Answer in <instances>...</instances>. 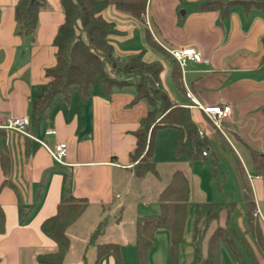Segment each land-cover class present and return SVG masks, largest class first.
Returning a JSON list of instances; mask_svg holds the SVG:
<instances>
[{
  "label": "crops",
  "instance_id": "1",
  "mask_svg": "<svg viewBox=\"0 0 264 264\" xmlns=\"http://www.w3.org/2000/svg\"><path fill=\"white\" fill-rule=\"evenodd\" d=\"M17 1L0 0V205L6 215L5 231L0 233V264H42L38 256L55 251L56 242L42 231L41 224L69 194L87 197L89 206L68 228L71 247L65 264L95 263L96 245L89 243V237L105 217L106 228L96 242L119 243V250L111 251L99 264H136V220L140 215L152 213L136 214L127 222L122 216L111 223L109 218L111 210L120 206L116 198L122 197L115 190L124 187L130 191L132 181L137 178L131 158L137 142L134 131L148 113L149 104L144 100L133 102L136 87L134 90L132 84L116 88L111 97L105 96L102 89L94 90V85L88 98H82L78 90H73L69 99L57 98L47 117L39 121L37 132H33L32 124L30 130L51 146L58 141L67 142L65 164L57 163L39 140L2 128L10 115L29 116L33 121V101L48 81L45 68L56 62L53 41L65 20L61 1L46 0L47 5L39 12L35 40L31 42L17 32ZM203 1L148 0L143 19L109 5L104 15L120 30L110 40L120 58L144 49L147 61L162 62L163 85L176 103H191L187 96L190 90L203 104L231 106L232 116L220 120L222 130L200 108L190 109L202 137L209 141V155L204 158L211 156L217 160V153H228L223 142L228 143L243 168L242 178L237 181L240 204L245 210L246 172L264 219V199L262 202L257 195L259 186L255 182L257 179L263 183V178L254 173L252 161L253 149L264 152V69L260 67L264 54V10L247 11L235 4L230 14L223 17L218 9L200 7ZM181 46L196 47L208 62L188 60L184 68L179 65L182 76L179 88L171 76L175 59L170 49ZM46 128H54L56 133L46 134ZM227 131L239 148L233 145ZM177 135L168 132L169 146H176ZM4 148L10 156L8 173L1 160ZM156 156L155 151L154 159ZM243 157L249 160L253 174L248 172ZM91 207L96 208L92 219H88L85 215ZM156 210L154 213L160 211L159 202ZM220 216L225 217L222 221L225 225L226 212ZM188 219L179 264H190L193 259L194 220L188 226ZM124 224H129L130 234L125 235ZM239 228L233 227L260 261L261 253L246 232L247 222ZM109 232L113 233L112 239L101 241ZM75 241L82 243L80 249L76 250ZM127 251L135 258L134 262H126ZM168 254L169 233L158 231L149 264H168Z\"/></svg>",
  "mask_w": 264,
  "mask_h": 264
},
{
  "label": "trees",
  "instance_id": "2",
  "mask_svg": "<svg viewBox=\"0 0 264 264\" xmlns=\"http://www.w3.org/2000/svg\"><path fill=\"white\" fill-rule=\"evenodd\" d=\"M65 14L64 22L59 26L53 44L56 48V62L45 68L47 83L41 94L33 101V132H37L38 123L47 117L57 98L69 99L76 88L82 98H88L92 87L101 85L105 96L111 97L116 88L135 84L133 102L144 100L149 104L148 113L141 118L138 129L134 131L137 142L131 152L135 162L134 173L143 177L148 173L159 176L157 162L154 159L156 135L160 129L178 130L175 153L186 157L193 163L196 159L208 156L209 141L202 137L198 124L192 117L188 105L176 103L164 87L160 61H147L144 49L120 58L110 36L120 33L116 23L104 15V10L113 5L119 10L143 19L148 0H60ZM239 4L245 10L260 8L264 10V0H204L200 7L218 9L223 17L230 14L231 8ZM47 5L46 0H18L15 7L17 32L34 42L39 25V12ZM264 46V37L262 38ZM175 59V58H174ZM260 67L264 69V54ZM171 76L181 88L182 76L178 61L175 59ZM30 128V127H29ZM207 150V155L203 151ZM4 171L8 173L10 156L6 148L1 151ZM216 159H213L216 164ZM253 171L263 178L264 191V152L252 150ZM245 180L246 232L254 240L264 260V222L257 210L253 186L248 174ZM1 189V187H0ZM192 194L189 177L183 169L173 171L168 184L158 196V213L138 216L135 224L136 264H149V253L155 244L158 231L169 233L168 264H179L180 245L184 241L188 219V203ZM89 199L69 194L57 205L56 212L44 219L42 231L56 242L52 252L40 254L42 264H65V257L71 247L68 228L87 210ZM237 201L225 199L210 202H197L194 205V223L191 245L193 259L190 264H221V245L227 243L238 264H261L251 253L244 238L231 226ZM226 212L225 225L215 224L222 212ZM105 217L93 230L89 243L96 245V260H100L111 251L118 252L119 243H97L98 237L106 228ZM6 215L0 205V233L5 231Z\"/></svg>",
  "mask_w": 264,
  "mask_h": 264
},
{
  "label": "rangeland",
  "instance_id": "3",
  "mask_svg": "<svg viewBox=\"0 0 264 264\" xmlns=\"http://www.w3.org/2000/svg\"><path fill=\"white\" fill-rule=\"evenodd\" d=\"M132 88L135 90V84H132ZM74 90H77L76 88ZM94 90H101V85L96 84ZM226 129L225 126H223ZM160 129L159 134L156 135L157 150L156 153L158 156L155 157L157 161L159 176H156L153 173H148L142 178L135 177L132 181L131 190H126L124 187H120L115 190V194L118 192L122 195L120 198H116V203L120 204L119 208H113L110 212V223L115 218L122 216L123 221H131L136 214L141 213H154L157 211L158 207V193L165 187L173 173L177 168L183 169L187 176L189 177L192 194L190 201L188 203V226L192 224L194 220V205L197 202H210L218 201L225 199H234L237 201V206L233 218L232 226L235 230H240V224H246V213L239 201V188L237 181L242 178L243 168L240 166L239 159L235 155L234 151L230 149V146L227 142H223L228 153H217V161L214 164L211 156L204 158H198L193 163L189 162L186 157L177 156L175 153V147L170 145L168 138V132H174L178 134V130L175 128H166ZM164 132L163 137L161 136ZM166 132V133H165ZM229 138L233 142V145L236 148H239V144L235 141L233 135L227 131ZM173 142V139L171 140ZM247 167L248 172L252 174V167L250 166L249 160L243 157ZM254 178V176H253ZM255 179V178H254ZM255 182L259 186L258 196L263 202V183L262 180L255 179ZM96 207H91L86 213V218L92 219ZM260 208V207H259ZM257 208L258 213L261 216V219L264 222V219ZM225 217H219L215 224L222 225V221ZM115 226H117L115 224ZM95 227V226H94ZM126 227L125 235L130 234L129 224L123 225ZM132 235V234H131ZM113 233L109 232L108 234L101 237V241L112 239ZM75 247L80 249L82 245L81 242L75 241ZM133 250V249H131ZM261 255V254H260ZM126 262L135 261L134 257H130L128 251L126 252ZM222 264H236L235 256L232 252V249L227 243L222 244V253H221ZM261 259V258H260ZM262 260V259H261ZM260 260L261 264L262 261ZM264 264V263H263Z\"/></svg>",
  "mask_w": 264,
  "mask_h": 264
},
{
  "label": "built area",
  "instance_id": "4",
  "mask_svg": "<svg viewBox=\"0 0 264 264\" xmlns=\"http://www.w3.org/2000/svg\"><path fill=\"white\" fill-rule=\"evenodd\" d=\"M170 52L182 68L186 66L188 60L205 63L208 62V59L203 56L202 52L194 46L175 47L170 49ZM187 96L191 100V103L187 105L189 107L200 108L207 115V117L211 121H213V123L221 130L222 127L220 125V120L222 118H230L232 116V108L229 104H203L194 96V94L190 90H188ZM31 124L32 121L29 116L10 115L5 119L2 128L6 130H16L29 138L39 140L30 130L29 127L31 126ZM45 133L55 134L56 130L54 128H46ZM200 134L202 136V132H200ZM39 142H41V144L51 153L52 157L57 163H66L65 159L67 157L69 148L67 142L58 141L52 146L43 140H39ZM203 154L207 155V150H204Z\"/></svg>",
  "mask_w": 264,
  "mask_h": 264
}]
</instances>
